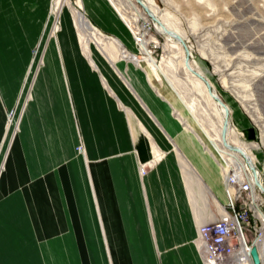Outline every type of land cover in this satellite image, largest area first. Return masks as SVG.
Wrapping results in <instances>:
<instances>
[{
  "label": "crops",
  "instance_id": "0c3cea01",
  "mask_svg": "<svg viewBox=\"0 0 264 264\" xmlns=\"http://www.w3.org/2000/svg\"><path fill=\"white\" fill-rule=\"evenodd\" d=\"M48 4L0 0V63L20 64L13 78L0 74L5 95L4 81L17 87L22 78ZM86 9L102 25H119L101 0ZM59 44L63 55L50 41L32 74L0 172V264H202L197 224L217 217L224 203L192 156L218 169L212 140L184 130L143 77L130 73L141 99L101 57L100 72L90 67L67 21ZM152 143L165 153L140 174Z\"/></svg>",
  "mask_w": 264,
  "mask_h": 264
},
{
  "label": "rangeland",
  "instance_id": "374dc122",
  "mask_svg": "<svg viewBox=\"0 0 264 264\" xmlns=\"http://www.w3.org/2000/svg\"><path fill=\"white\" fill-rule=\"evenodd\" d=\"M130 1L133 5L129 4L128 0H101L106 10L114 17L116 15L118 19L117 29H112L108 25L99 23L86 9V3L92 4L93 0H69L77 10L83 11L99 35L106 40H118L125 51L137 58L138 65L133 60L120 55H116L114 63L110 62L100 51L98 44L90 38H86L84 47L80 41L70 4L63 2L59 4L60 8H55L53 12L52 8L56 7V0H49L46 21L39 33L38 41L29 49L27 63L21 65L23 73L22 78L17 81V87L14 79L4 81L6 84L4 88L8 92L5 95L0 81V159L3 158L2 148L6 150L7 147L9 148L13 135L15 136L17 132L23 107L30 97L32 74L43 66L42 56L50 41L54 40L57 54L63 55L59 34L67 21L72 28L78 52L90 67L100 72L97 60L101 57L134 91L136 90L131 83L130 73L143 77L142 80L146 82L152 93L166 103L170 117L180 121L183 129L191 134L197 132L203 142H206L204 136L211 139L214 128L221 125L219 111L204 90L207 89L206 83L212 86L223 104L231 109L230 129L234 130L231 126V122H234L243 132L246 141L258 143L259 148L255 150V155L258 167L262 168L264 166V0H145L156 12L155 16L143 0ZM159 27L161 29L167 27L170 31L163 32ZM25 55L27 51L23 50V56ZM196 68H201L206 77L199 78L197 75H201ZM19 70L20 64L0 63L1 75H11L13 78ZM103 82L107 88L110 87L106 80ZM163 87L174 95L176 104L166 97ZM13 91V95L10 96ZM136 93L142 99L137 91ZM147 109L155 118L156 114L153 110ZM130 111L133 117L139 119L135 111L134 113ZM252 120L258 126H254ZM243 144L248 145L245 142ZM154 148L165 153L158 145L152 143L151 157L139 163V167L148 163L149 166L146 165L148 171L157 164L159 159ZM76 150L83 153L81 143L77 145ZM178 150L183 156L185 155L182 150ZM192 158L215 196L220 202L225 203L226 196L219 170L215 166L209 167L206 161L198 156ZM198 203L202 204L201 201ZM214 208L212 209L215 212ZM201 222L203 221L198 224ZM258 224L260 225L259 222Z\"/></svg>",
  "mask_w": 264,
  "mask_h": 264
},
{
  "label": "built area",
  "instance_id": "2783aa9c",
  "mask_svg": "<svg viewBox=\"0 0 264 264\" xmlns=\"http://www.w3.org/2000/svg\"><path fill=\"white\" fill-rule=\"evenodd\" d=\"M252 123L258 126L253 120ZM231 126L251 146L252 161H247L242 152L232 161L219 153L216 155L226 202L217 217L197 225L196 240L204 264H253L250 249L255 247L259 257L260 240H264V225L256 220V212H264V166L258 167L254 152L259 145L246 141L234 122ZM146 165L149 166L148 163L140 165V174L147 172Z\"/></svg>",
  "mask_w": 264,
  "mask_h": 264
},
{
  "label": "bare ground",
  "instance_id": "6f19581e",
  "mask_svg": "<svg viewBox=\"0 0 264 264\" xmlns=\"http://www.w3.org/2000/svg\"><path fill=\"white\" fill-rule=\"evenodd\" d=\"M63 2L67 3V4H70L69 0H56V2H55L56 3V7H53L52 11L54 12L55 8L59 9L60 8L59 4H61ZM128 2H129V4L133 5V3L130 0H128ZM143 2L150 9L152 14H154V16H155L156 12H154V10L150 7V5L145 0H143ZM70 6H71V9L73 11L75 25H76V27L78 28V31H79L80 41L83 43L84 47L86 46V44L84 45V42H85L86 38H90L93 41H95L96 44H98V47L100 48V51L106 56V58L110 62L114 63L115 59L117 57L116 55H120L121 57H126V58H129V59L133 60V62L136 65H138L139 62L137 61V58L133 57L130 53L125 51V49L123 48V46L120 44V42L118 40H116V39H112V40L108 39V40H106L104 37L99 35V32L91 24V22L85 16L83 11L81 12V11L77 10L71 4H70ZM117 7H119V6L117 5ZM160 30L161 31L163 30V32L165 31L167 33L170 31L167 27H163L162 29L160 28ZM44 33H47V32H44ZM42 43H43V41L41 42V45H42ZM183 61H184V59H183ZM186 65H187V63H186ZM187 66L189 67V65H187ZM196 71L199 72L201 76L204 75L203 77H206L205 73L202 71L201 68H196ZM203 88H204V86H203ZM204 90H205V93L207 94V97L210 99V101H212L214 103V105L216 106V108L218 109L219 114H220L221 125L219 124L217 126V128L216 127L214 128V133H212V136H211V140H212L217 152L221 156H223L224 158L230 159L231 161L232 160H236L238 158V156H237L238 153L242 152L241 154L245 155L246 160L251 162L252 161V155L250 154V151H249L251 146L243 144L242 140L239 138V134H238L236 129H234V130L230 129V121H229L230 114H231L230 107L227 106V105H220L217 102V100L214 99V97L212 96V93L208 92V89L204 88ZM214 93L217 95V93L215 91H214ZM22 95H21V97H22ZM19 103H21V102H19ZM17 126H18V124H17ZM17 126H16L15 129H17ZM224 135H225V141H224ZM11 137H12V135L9 136V138H11ZM13 137H14V135H13ZM196 137L199 138L197 136V134H196ZM5 140H7V139H5ZM11 142H12V140H11ZM8 144H10L9 141H8ZM8 150H9L8 147H7V150L2 148L3 156H2V152H1V156L3 158H2V160L0 159V169L1 168L3 169V167H4ZM255 150H257V149H255ZM154 152L156 153V155L158 157L162 156V153L159 152L158 149L154 148ZM218 170L221 173L220 167H218ZM221 178H222V173H221ZM256 220H257V222L260 223V225H264V212H256ZM195 245H196V248H197L198 253L200 255L201 261L204 264V261H203V258H202V254H201L200 245H199V242L197 240H195ZM259 258H260L261 264H264V240H260Z\"/></svg>",
  "mask_w": 264,
  "mask_h": 264
},
{
  "label": "water",
  "instance_id": "95a60500",
  "mask_svg": "<svg viewBox=\"0 0 264 264\" xmlns=\"http://www.w3.org/2000/svg\"><path fill=\"white\" fill-rule=\"evenodd\" d=\"M199 78H204L203 76H199L197 75ZM207 82V81H206ZM206 87L208 89V92L212 93V96L214 97V99L217 100V102L220 104V105H224L223 102L221 101V99L214 93V90L210 87V85H208L206 83ZM224 141H225V135H224ZM250 253L252 255V258H253V264H260V260H259V257H258V254H257V250L255 247H252L250 249Z\"/></svg>",
  "mask_w": 264,
  "mask_h": 264
}]
</instances>
